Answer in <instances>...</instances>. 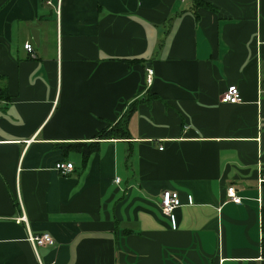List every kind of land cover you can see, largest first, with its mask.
Instances as JSON below:
<instances>
[{
	"label": "crops",
	"instance_id": "crops-1",
	"mask_svg": "<svg viewBox=\"0 0 264 264\" xmlns=\"http://www.w3.org/2000/svg\"><path fill=\"white\" fill-rule=\"evenodd\" d=\"M0 79V264H264V0H0Z\"/></svg>",
	"mask_w": 264,
	"mask_h": 264
},
{
	"label": "built area",
	"instance_id": "built-area-1",
	"mask_svg": "<svg viewBox=\"0 0 264 264\" xmlns=\"http://www.w3.org/2000/svg\"><path fill=\"white\" fill-rule=\"evenodd\" d=\"M24 49L30 54V56H34V50L31 44H25ZM146 83L147 86H152L153 84V76L154 72L152 69L146 70ZM242 100L239 89L236 86H231L222 96V103L224 104H237ZM56 170L61 175H67L74 169L73 164L58 162L55 166ZM115 182L118 184L120 182L119 179H116ZM259 183H264V175L260 178ZM227 196L229 200L233 203L240 204L241 198L238 196V192L236 188L230 187L227 190ZM181 206V201L178 192L176 191H164L161 196V208L164 215L168 217H173L174 211ZM19 222H26L25 217L19 218ZM28 240L33 246L35 252L37 253V249L41 247H51L54 245V239L49 234L42 235H33L29 234Z\"/></svg>",
	"mask_w": 264,
	"mask_h": 264
},
{
	"label": "trees",
	"instance_id": "trees-1",
	"mask_svg": "<svg viewBox=\"0 0 264 264\" xmlns=\"http://www.w3.org/2000/svg\"><path fill=\"white\" fill-rule=\"evenodd\" d=\"M2 80L0 79V104L1 103H7V102H10L11 100V97L7 91V89L5 88V86L2 85ZM131 111H128L126 113V115L124 116L125 118L122 119L120 122H119V127H117L116 129L113 128L111 131L108 130L104 133H102L100 135V137H105V138H102V139H108V137L110 136H116V137H127V133H126V125H127V120L128 118L130 117L131 115ZM80 146H83V145H78V149H80L79 147ZM75 147V146H74ZM77 147V146H76ZM262 224H263V232H264V211L262 212ZM262 246H263V256H264V236H263V243H262Z\"/></svg>",
	"mask_w": 264,
	"mask_h": 264
},
{
	"label": "water",
	"instance_id": "water-1",
	"mask_svg": "<svg viewBox=\"0 0 264 264\" xmlns=\"http://www.w3.org/2000/svg\"><path fill=\"white\" fill-rule=\"evenodd\" d=\"M33 40L36 44L39 43V31L38 30H32L31 32Z\"/></svg>",
	"mask_w": 264,
	"mask_h": 264
},
{
	"label": "bare ground",
	"instance_id": "bare-ground-1",
	"mask_svg": "<svg viewBox=\"0 0 264 264\" xmlns=\"http://www.w3.org/2000/svg\"><path fill=\"white\" fill-rule=\"evenodd\" d=\"M164 215V214H163Z\"/></svg>",
	"mask_w": 264,
	"mask_h": 264
}]
</instances>
